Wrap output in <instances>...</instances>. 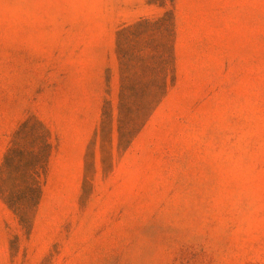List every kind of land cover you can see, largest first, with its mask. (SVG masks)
Instances as JSON below:
<instances>
[{
  "label": "rangeland",
  "instance_id": "rangeland-1",
  "mask_svg": "<svg viewBox=\"0 0 264 264\" xmlns=\"http://www.w3.org/2000/svg\"><path fill=\"white\" fill-rule=\"evenodd\" d=\"M121 31L166 57L119 142ZM33 119L41 195L0 170V264H264V0H0V167Z\"/></svg>",
  "mask_w": 264,
  "mask_h": 264
},
{
  "label": "trees",
  "instance_id": "trees-1",
  "mask_svg": "<svg viewBox=\"0 0 264 264\" xmlns=\"http://www.w3.org/2000/svg\"><path fill=\"white\" fill-rule=\"evenodd\" d=\"M146 25H149L147 20L138 23L134 28L135 32L130 37H134L135 40L141 38L143 33L140 32V29ZM126 32L129 31H121L119 33V36L123 38V43L119 41L117 44V52L121 64V91L117 127L119 142L126 137L134 136L137 129L148 118L152 109L165 93L164 77L161 73H155L154 65L150 62L153 59L162 60V58L166 57L165 54L159 53L157 51L158 47L154 48L153 51L145 52L146 49L150 48L148 47L149 42L139 46L138 41H130L127 36H124ZM127 43L132 45L129 46ZM139 56H145V58H139ZM106 114L105 112V117ZM124 124L127 129H123ZM24 125L26 123L22 126L24 127ZM33 127L36 139H27L28 143L21 146L16 145V143L13 144L4 158L0 170H8L17 179H24L28 183L29 201L37 204L41 195L38 171L42 169L44 164V162H41L40 155L44 149L46 150L50 147V144L41 136L38 138V131L40 133L45 131L41 122L33 119ZM16 206L11 208L20 217H23L20 207Z\"/></svg>",
  "mask_w": 264,
  "mask_h": 264
},
{
  "label": "crops",
  "instance_id": "crops-1",
  "mask_svg": "<svg viewBox=\"0 0 264 264\" xmlns=\"http://www.w3.org/2000/svg\"><path fill=\"white\" fill-rule=\"evenodd\" d=\"M51 133L52 130L50 127H47ZM47 129V130H48ZM66 135L61 136L60 144H62V141H65ZM73 144L71 145V149L68 150V155H59V150H52L51 155L49 156V160L47 162L48 164V172L54 168H74L78 169L81 166L82 156H83V148H84V136L77 134V132L74 135V138L72 140ZM62 150V149H61Z\"/></svg>",
  "mask_w": 264,
  "mask_h": 264
}]
</instances>
